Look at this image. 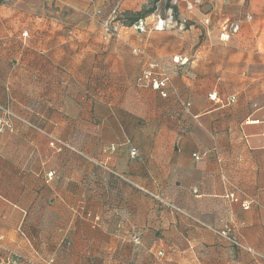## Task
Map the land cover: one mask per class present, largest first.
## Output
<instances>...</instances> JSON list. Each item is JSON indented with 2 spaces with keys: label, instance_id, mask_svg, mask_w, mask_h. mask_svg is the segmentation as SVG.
<instances>
[{
  "label": "crops",
  "instance_id": "crops-1",
  "mask_svg": "<svg viewBox=\"0 0 264 264\" xmlns=\"http://www.w3.org/2000/svg\"><path fill=\"white\" fill-rule=\"evenodd\" d=\"M172 3L169 26L105 41L93 1L0 4L2 92L41 128L0 133L4 248L52 264H264V0ZM134 48L167 71L165 98L135 81Z\"/></svg>",
  "mask_w": 264,
  "mask_h": 264
},
{
  "label": "rangeland",
  "instance_id": "rangeland-1",
  "mask_svg": "<svg viewBox=\"0 0 264 264\" xmlns=\"http://www.w3.org/2000/svg\"><path fill=\"white\" fill-rule=\"evenodd\" d=\"M76 5V7H81L84 3H87V2H94V9L96 10H100V13H98L96 11L95 15L93 14H90V15H87V16H95L96 19H95V23H97V27L98 29L101 27L100 31H101V34H100V37H98L100 40L102 39L103 41L105 40H109L111 39L112 36H115L116 35V31L118 30V28L120 26H116L114 25V22L116 23V21L118 20V22H121V23H124V24H128V21L130 18H132L134 15H133V12L135 11H138V10H141L143 8H148L150 7L153 3H154V0H72ZM166 0H159L157 2L154 3V11L148 15V17L145 19L144 22H146V25H145V29L144 31L147 30V27L150 26L151 29L154 28V27H163V26H169L173 21L172 19H176L177 20V17L179 16V12H178V8L176 7L175 4L172 3V0H170V4L171 5H174L176 7V10H172L170 8H167L165 7L166 5ZM113 8H116V11L115 13H112L111 14V10ZM71 9V8H69ZM74 11H77V9H73V10H69V11H65V13H72ZM167 11L169 12L167 14ZM77 12H79L80 14H83L81 12V10H78ZM111 14V16H109ZM109 16V17H108ZM182 17V16H180ZM165 18V19H164ZM104 20H109L110 21V25L113 26H116L115 30L110 34V33H107V34H103L102 32V23L104 22ZM204 20H208V19H204ZM188 22H191L190 20H187ZM205 22V21H204ZM209 22V20L207 21V23ZM205 23V24H207ZM127 27V26H126ZM224 27V26H223ZM229 26H227L228 28ZM74 29V30H73ZM72 31L73 32H70V34H68V36L74 40L75 36H76V31H75V28H73ZM142 31V32H144ZM222 31V30H221ZM140 32V31H139ZM220 38V36H219ZM221 40V39H220ZM137 49V48H134L132 50V52ZM134 53V52H133ZM136 53V52H135ZM137 54H141V53H137ZM144 57L145 55L142 54ZM141 55V56H142ZM145 59V58H144ZM4 61V59H0V64H2V62ZM5 65V64H4ZM7 66V65H6ZM147 66H146V61L144 63V67L141 69V71H139V75L141 74V72L146 69ZM1 67H0V102L1 103H4L6 102V104H8L9 106L11 105L10 108L13 109V111L15 113H20L22 114L23 116L27 117V115H25L24 113H22L20 111V109H16L15 107H13L12 105V98H13V95H11V91L10 90H5L4 92H2V87H1V82H3L5 80L6 77V74L4 75V79H3V76L1 74ZM139 85H144V86H147L149 88H151L150 86L148 85H145L143 83H140L138 82ZM157 91V90H156ZM159 94V93H158ZM161 96V95H160ZM166 97V96H165ZM231 102V101H230ZM10 111V109H9ZM12 111V110H11ZM10 111V112H11ZM12 111V112H13ZM13 112V113H14ZM21 120V119H20ZM24 121V120H23ZM9 122V121H8ZM22 122V121H21ZM24 123V122H23ZM0 133H3V131H0ZM51 138H55L57 141H59L61 144H63V141H61L59 138H56V137H51ZM65 143V142H64ZM111 150V149H109ZM198 155V154H196ZM195 156V155H194ZM200 156L198 155V158ZM195 158V157H194ZM218 161V159H217ZM219 162V161H218ZM109 169V168H108ZM111 171V170H110ZM52 175V172L51 174L49 175L48 173V176L50 177ZM228 190V189H226ZM156 194V193H155ZM156 197L158 198H161L160 195H155ZM161 201H163L164 203H167L168 205V201H166L165 199H161ZM133 240L136 241V238L133 237ZM158 256H162L163 255V252L162 250H159L156 252ZM254 253V252H253ZM255 255V254H254ZM257 255V254H256ZM255 255V256H256ZM258 256V255H257ZM256 256V257H257ZM45 260V259H44ZM42 260V263H44ZM53 260V259H52ZM44 264H47V263H44ZM48 264H51L50 260L48 261Z\"/></svg>",
  "mask_w": 264,
  "mask_h": 264
},
{
  "label": "built area",
  "instance_id": "built-area-1",
  "mask_svg": "<svg viewBox=\"0 0 264 264\" xmlns=\"http://www.w3.org/2000/svg\"><path fill=\"white\" fill-rule=\"evenodd\" d=\"M112 13H114V11H112ZM205 23H207L208 20H204ZM145 25L146 22H144V20H138L136 22H134L133 25H131L129 28H131L133 31H144L145 29ZM102 32L103 34H107V33H112L116 26H111L110 25V21L109 20H104V22L102 23ZM237 29V25H230L228 28L227 26H224L222 28V32L219 34L220 35V39L221 40H227L229 39V37L231 36L232 33H234ZM22 37H27V32L23 31L22 32ZM133 52L136 53H142L141 50L139 49H135ZM145 61H146V66L147 68L144 69L141 74H138L137 77V81L140 83H143L145 85L150 86L152 89L157 90L159 95H161V97L165 98V96H167V88L170 86L171 84V80L170 77L167 73V71L159 65V63L156 61V59L152 56H145ZM184 59H178L175 60L176 63H183ZM210 99L212 100H216V95L215 94H210L209 95ZM234 98L232 97L229 101L233 102ZM189 103H185V106H188ZM13 114L9 111V109L7 107H1L0 106V131H3L5 128H9L10 131H12L11 125H10V117ZM9 121V122H8ZM54 141H57L55 138H52ZM59 142V141H58ZM109 149L114 150V147L111 146ZM129 154H131L132 156H136V151L134 149H131L129 151ZM195 159L198 158V155L194 156ZM51 174V172L49 173V175ZM236 191L237 188H235V186L231 185L230 188L228 190H226L224 192V197L232 200V201H238V197L236 195ZM251 201L248 200H244L241 202V206L243 209H246L249 207ZM50 262H52V260H50ZM48 264V263H47Z\"/></svg>",
  "mask_w": 264,
  "mask_h": 264
},
{
  "label": "trees",
  "instance_id": "trees-1",
  "mask_svg": "<svg viewBox=\"0 0 264 264\" xmlns=\"http://www.w3.org/2000/svg\"><path fill=\"white\" fill-rule=\"evenodd\" d=\"M3 1L4 0H0V4ZM157 1H159V0H154V3L157 2ZM154 3L148 8H143L141 10L133 12L134 16L129 19L128 24H124V23L118 22V20H117L116 23L114 22V25L130 27L131 25L134 24V22H136L138 20H144L145 21V19L148 17V15L151 14L154 11V9H155ZM165 5H166L165 7H167V8H170L172 10H176V7L174 5L170 4V0H166V4ZM115 11H116V9L114 10V13H115ZM22 32H21V34H22ZM27 36H28V32H27ZM137 77H138V74L135 77V81L138 83ZM0 106L3 107V108L7 107L8 109H10V111L11 110L13 111V109L10 108L11 105L9 106L8 104H6V102H4V103L0 102ZM12 111H11V113L13 115L10 117V125H11V128H12V131H10L9 128H5L3 130V133H5V132L17 133V132H20L21 129H30V130H33V131L35 129H40L41 130V128L38 127L35 124V122H32L28 117H25V116H23L20 113H15L14 111H13L14 112L13 113ZM45 136L48 138V142H49V144L51 146H58L59 147V146H64V144H65L64 142H63V144H61L58 141H54L51 137H49V134H47V133H45ZM110 173L112 174V176L116 180L121 181L122 183L128 184L129 186H131L132 188L136 189L137 191L139 190V192H141L143 195L151 198L152 200L154 199L159 207H161V208H165L166 207L167 203H164L163 201H161V199H163V197H161V198L156 197L155 196L156 194L149 192L145 187H143L140 184L134 182L125 173H120V172H118V171H116L114 169H112L110 171ZM52 174H53V172H52ZM135 242H138V241H135ZM52 259L53 258H48L47 257V258H39L38 261H33L31 259H28L27 257H24V256L22 257L21 255H19L18 253L14 252V251H12L10 249L7 250L2 245H0V264H44V263H48V261L52 260ZM42 260H44L43 261L44 263H42ZM52 262H53V260H52ZM52 262H51V264H52Z\"/></svg>",
  "mask_w": 264,
  "mask_h": 264
}]
</instances>
